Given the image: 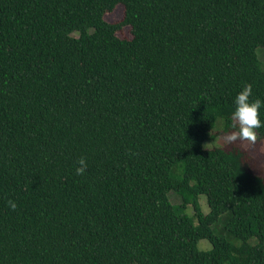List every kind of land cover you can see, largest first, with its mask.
I'll return each mask as SVG.
<instances>
[{
    "label": "trees",
    "instance_id": "1",
    "mask_svg": "<svg viewBox=\"0 0 264 264\" xmlns=\"http://www.w3.org/2000/svg\"><path fill=\"white\" fill-rule=\"evenodd\" d=\"M259 46L264 0H0V264H264V174L203 147L246 84L264 124Z\"/></svg>",
    "mask_w": 264,
    "mask_h": 264
},
{
    "label": "clouds",
    "instance_id": "2",
    "mask_svg": "<svg viewBox=\"0 0 264 264\" xmlns=\"http://www.w3.org/2000/svg\"><path fill=\"white\" fill-rule=\"evenodd\" d=\"M252 95V85L246 84L243 89L237 94L234 100L235 110L232 114V128L234 131L225 134L222 140L225 144H233L237 141H247L248 143L255 145L258 140L256 129L264 127L259 114V109L262 106V101L257 98L254 101H250ZM76 164L75 169L77 175H84L88 164L85 157H80ZM8 207L15 211L17 205L15 201L9 200Z\"/></svg>",
    "mask_w": 264,
    "mask_h": 264
},
{
    "label": "rangeland",
    "instance_id": "3",
    "mask_svg": "<svg viewBox=\"0 0 264 264\" xmlns=\"http://www.w3.org/2000/svg\"><path fill=\"white\" fill-rule=\"evenodd\" d=\"M123 16V6L122 5H117L111 12H107L104 16V18L109 21V22H114L118 21L122 18ZM117 35L120 38H131V33H130V28L129 26H124L122 27L118 32ZM257 54L261 61L264 63V47L259 46L256 49ZM223 125L222 122L218 120L216 122V126L213 129L212 136H210L207 140L203 142V147L206 149L212 148L213 146H222L226 147L231 144H225L222 140V137L225 134H228L230 132H225L222 129ZM233 145L242 147L248 150V152L255 158L253 164H252V171L255 174H264V140H261L257 142L255 145H252L248 143L247 141H237L233 143ZM169 198L172 203H179L180 202V197L177 195L175 192L171 191L169 193ZM199 201L201 203V207L205 213L208 212L209 208L206 202V197L205 195H200L199 196ZM186 213L191 215L193 210L191 206L186 207ZM221 223H219L220 225ZM254 242V240H252ZM197 247L201 250H207L211 247V244L208 242L206 239H201L197 243ZM132 264H137V263H132Z\"/></svg>",
    "mask_w": 264,
    "mask_h": 264
}]
</instances>
